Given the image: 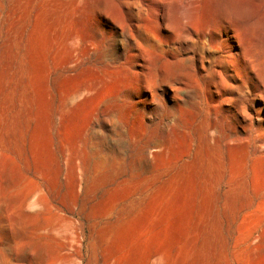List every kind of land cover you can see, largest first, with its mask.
Here are the masks:
<instances>
[{"label":"rangeland","instance_id":"rangeland-1","mask_svg":"<svg viewBox=\"0 0 264 264\" xmlns=\"http://www.w3.org/2000/svg\"><path fill=\"white\" fill-rule=\"evenodd\" d=\"M114 1L108 12L92 0H0V264H145L161 250L160 264H191L198 217L219 226L229 264H264L257 204L231 215L225 194L227 137L264 132L225 86L221 98L206 93L209 107L191 103L201 92L188 72L182 92L165 86L122 33L129 20ZM233 94L254 118L264 108L262 87ZM199 146L219 156L216 186L180 196L174 183Z\"/></svg>","mask_w":264,"mask_h":264},{"label":"bare ground","instance_id":"bare-ground-1","mask_svg":"<svg viewBox=\"0 0 264 264\" xmlns=\"http://www.w3.org/2000/svg\"><path fill=\"white\" fill-rule=\"evenodd\" d=\"M92 2L97 8L102 10L106 8L108 12L116 6L114 0ZM116 2L125 11L120 17L124 18L125 15L129 20L122 33L127 41L135 46L143 66L157 70L165 86H173L177 93L182 92L183 89L177 87L180 85L179 76L183 72H188L192 82L201 92L200 95L195 94L191 97V103L208 107L214 105L212 104L214 100L209 101L206 93L216 94L221 98L224 92L222 88L225 86L230 93L229 101L236 108L238 115L244 121L255 119L258 129L264 132L262 114L264 108L262 106L256 108L254 118L248 112L244 94L238 97L233 94L239 84L242 86L246 82L254 87L264 88L262 60L264 53L254 52L249 48L245 37H237L233 29L217 14L213 0H116ZM256 2L259 4V0ZM188 46L191 48L187 49ZM195 46H199L200 50L197 57L189 53ZM257 58L260 59V63L256 65L254 61ZM249 59L252 60L250 67ZM192 90L188 89L189 92ZM210 116L205 112L204 117ZM218 121L215 115L214 124L210 128L214 129ZM242 134H246V130L239 138L227 137L226 143L232 155L233 170L228 180L229 190L225 194L231 205V215L257 204L255 212L260 216V226L264 223V137L251 142L247 140V135ZM219 170L218 154L210 153L207 148L199 146L195 150L193 161L178 174L174 186L180 196L188 194L194 197L196 194L202 198L205 186L215 188L213 175ZM124 221L120 219L115 224L107 226L104 235L119 229L124 225ZM179 221L181 224L183 219ZM191 229L198 240L195 259L191 264H229L225 242L220 237L217 224L206 223L205 218L201 221L198 217ZM165 256V251L161 250L156 258L147 260L145 264H160Z\"/></svg>","mask_w":264,"mask_h":264},{"label":"clouds","instance_id":"clouds-1","mask_svg":"<svg viewBox=\"0 0 264 264\" xmlns=\"http://www.w3.org/2000/svg\"><path fill=\"white\" fill-rule=\"evenodd\" d=\"M213 6L238 38L245 37L250 49L264 53V0H213Z\"/></svg>","mask_w":264,"mask_h":264}]
</instances>
